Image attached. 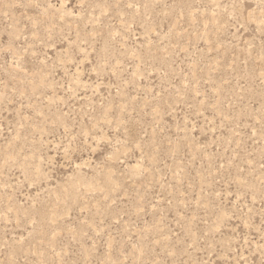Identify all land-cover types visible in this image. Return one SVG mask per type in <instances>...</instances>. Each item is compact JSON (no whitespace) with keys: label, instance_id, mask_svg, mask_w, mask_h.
Segmentation results:
<instances>
[{"label":"rangeland","instance_id":"374dc122","mask_svg":"<svg viewBox=\"0 0 264 264\" xmlns=\"http://www.w3.org/2000/svg\"><path fill=\"white\" fill-rule=\"evenodd\" d=\"M0 264H264V0H0Z\"/></svg>","mask_w":264,"mask_h":264}]
</instances>
